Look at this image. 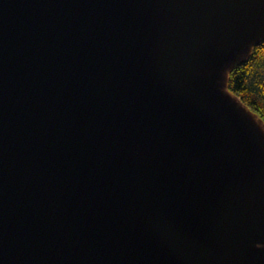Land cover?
I'll use <instances>...</instances> for the list:
<instances>
[{
  "label": "water",
  "instance_id": "obj_1",
  "mask_svg": "<svg viewBox=\"0 0 264 264\" xmlns=\"http://www.w3.org/2000/svg\"><path fill=\"white\" fill-rule=\"evenodd\" d=\"M263 43L264 0H0V264H264Z\"/></svg>",
  "mask_w": 264,
  "mask_h": 264
},
{
  "label": "trees",
  "instance_id": "obj_2",
  "mask_svg": "<svg viewBox=\"0 0 264 264\" xmlns=\"http://www.w3.org/2000/svg\"><path fill=\"white\" fill-rule=\"evenodd\" d=\"M229 89L264 121V43L229 76Z\"/></svg>",
  "mask_w": 264,
  "mask_h": 264
}]
</instances>
